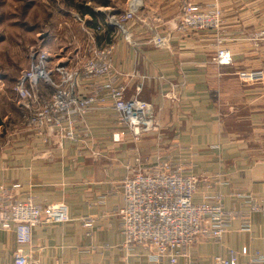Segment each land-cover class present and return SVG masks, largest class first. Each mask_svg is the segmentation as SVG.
Segmentation results:
<instances>
[{
	"label": "crops",
	"instance_id": "crops-1",
	"mask_svg": "<svg viewBox=\"0 0 264 264\" xmlns=\"http://www.w3.org/2000/svg\"><path fill=\"white\" fill-rule=\"evenodd\" d=\"M140 1L135 8L144 21L125 25L130 42L118 31L96 40L111 46L112 73L125 86L126 98L141 84L139 97L150 103L157 129L137 141L127 135L114 143L111 134L118 125L109 102L76 126L75 141L17 128L0 145L3 204L30 199L42 211L49 204L67 206L66 222L33 228L23 249L34 264H167L151 261L142 247L123 246L116 211L123 205L121 182L136 157L148 170L171 161L198 177L195 203L219 199L232 216L221 243L195 241L177 264H213L215 256L242 248L248 255H239L237 264H248L255 251L264 255V37H257L264 30V0ZM185 3L221 8L222 46L231 63H215L214 32L168 31L164 22ZM152 28L167 36L168 49L148 43ZM241 71L253 73L254 80L238 79ZM95 86L81 79L77 91L88 95ZM39 90L50 95L42 85ZM14 184L19 187L11 188ZM253 203L262 209L252 212ZM246 218L249 231L241 230ZM17 248L14 232L0 230V264H13Z\"/></svg>",
	"mask_w": 264,
	"mask_h": 264
},
{
	"label": "built area",
	"instance_id": "built-area-1",
	"mask_svg": "<svg viewBox=\"0 0 264 264\" xmlns=\"http://www.w3.org/2000/svg\"><path fill=\"white\" fill-rule=\"evenodd\" d=\"M211 8L202 11L193 3H185L164 23L169 32L217 28L220 11L216 5ZM95 12L100 16L103 14L99 8ZM136 12L135 6L129 3L120 14H106L103 25L94 28L82 25L89 41V54L74 64L66 47L60 48L58 53L46 51L41 45L29 50V65L20 72L12 90L18 105L25 111L24 122L31 131L39 136L56 137L60 141H75L79 135L75 131L76 126L84 121L89 112L107 102L115 113L118 125L111 134L114 143L121 142L127 135L137 141L157 129L150 103L139 97L141 84L136 86L133 97L126 98L125 86L116 83L112 73L111 46L96 44V37L105 29L120 32L130 42V34L122 24L133 20ZM73 16L82 24L92 22L89 16ZM151 31L153 34L148 43L155 49H168L167 36L158 28ZM214 60L217 65H228L232 62V55L228 49L221 47ZM237 77L243 82L254 80L253 73L244 71L238 72ZM81 79L96 84L92 93H78L77 84ZM40 85L49 89V96L40 92ZM86 135L84 132L83 136ZM198 183V177L185 172L180 164L159 161L154 169L148 170L136 157L134 167L121 182L123 205L116 211L121 221L123 246L127 249L142 247L153 262L166 259L167 264H177L184 250L195 241L221 243L232 216L224 210L219 199L195 203L193 197ZM18 187L15 184L11 186ZM4 195V186L1 185L0 230L13 231L18 245L13 264H34L23 249L31 243L33 228L42 223L66 222L69 219L67 206L54 203L42 211L30 199L3 204ZM261 209L256 203L250 207L252 212ZM85 225L89 226L90 221ZM241 230H250L248 218ZM239 255H248L246 248L239 252L228 249L225 256H215L213 264H237ZM263 263L264 255L257 251L248 260V264Z\"/></svg>",
	"mask_w": 264,
	"mask_h": 264
},
{
	"label": "rangeland",
	"instance_id": "rangeland-1",
	"mask_svg": "<svg viewBox=\"0 0 264 264\" xmlns=\"http://www.w3.org/2000/svg\"><path fill=\"white\" fill-rule=\"evenodd\" d=\"M80 1L94 11L98 8L102 10L103 14L98 15L100 17L96 25L104 24L106 14H120L126 9V0H0V145L2 138L17 128L22 132H30L24 122L25 111L18 106L12 90L20 72L29 65V50L37 45H45L47 49L56 50L55 53H58L59 49L65 46L58 48L57 43L64 42V45L68 44L65 50L72 58L73 64L77 60L87 58L89 41L81 25L88 24L77 21L73 15H82L73 6H69V2L76 4ZM134 4L140 6L141 1L134 0ZM216 6L220 11L219 27L193 33L214 32L217 52L223 47V39L222 10ZM200 9L207 11L212 8ZM139 14L137 11L135 18L129 23H142L144 19ZM127 24L122 25L126 28ZM263 31L258 32L257 37L261 35L262 38ZM96 44L98 45L97 40Z\"/></svg>",
	"mask_w": 264,
	"mask_h": 264
},
{
	"label": "trees",
	"instance_id": "trees-1",
	"mask_svg": "<svg viewBox=\"0 0 264 264\" xmlns=\"http://www.w3.org/2000/svg\"><path fill=\"white\" fill-rule=\"evenodd\" d=\"M69 6H73L82 16H85V15L91 16L93 24L88 23V25L96 26L98 22L97 20L99 19L100 16H98V14L93 9L85 6L83 4V1L82 2L80 1L79 3H76V4H72L69 2ZM109 31L110 30L105 29L103 33L101 34V36H105L104 34H107ZM0 124H1V121H0Z\"/></svg>",
	"mask_w": 264,
	"mask_h": 264
},
{
	"label": "water",
	"instance_id": "water-1",
	"mask_svg": "<svg viewBox=\"0 0 264 264\" xmlns=\"http://www.w3.org/2000/svg\"><path fill=\"white\" fill-rule=\"evenodd\" d=\"M96 1H99V0H96ZM115 14V13H114Z\"/></svg>",
	"mask_w": 264,
	"mask_h": 264
}]
</instances>
